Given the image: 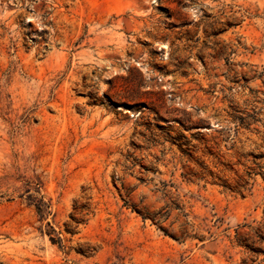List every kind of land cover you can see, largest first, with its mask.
I'll return each mask as SVG.
<instances>
[{"label":"rangeland","instance_id":"374dc122","mask_svg":"<svg viewBox=\"0 0 264 264\" xmlns=\"http://www.w3.org/2000/svg\"><path fill=\"white\" fill-rule=\"evenodd\" d=\"M0 264H264V0H0Z\"/></svg>","mask_w":264,"mask_h":264},{"label":"trees","instance_id":"16d2710c","mask_svg":"<svg viewBox=\"0 0 264 264\" xmlns=\"http://www.w3.org/2000/svg\"><path fill=\"white\" fill-rule=\"evenodd\" d=\"M131 210L136 212L142 220H147L149 219L151 222L153 223H157L156 222V213H151L150 211H148V209L146 207L143 208H137V205H132L130 206ZM50 241L51 243H56L58 240H56L54 237L50 236Z\"/></svg>","mask_w":264,"mask_h":264}]
</instances>
